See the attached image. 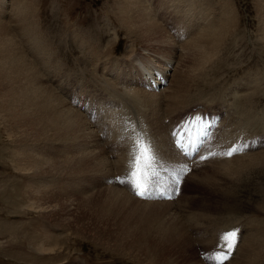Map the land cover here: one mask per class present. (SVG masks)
<instances>
[{
    "label": "rangeland",
    "instance_id": "374dc122",
    "mask_svg": "<svg viewBox=\"0 0 264 264\" xmlns=\"http://www.w3.org/2000/svg\"><path fill=\"white\" fill-rule=\"evenodd\" d=\"M120 1L0 0V22L11 32L16 48L21 49L43 82L66 102V107L80 114L87 128L80 125L76 131L67 132L70 138H57L50 130L49 134L39 131L29 118L30 109L18 96L13 101V112L7 109L0 78V264H209L214 255H219L223 264H264V208L261 212L252 211L264 205V162L234 172L235 162L242 155H262L259 151L264 150V146L260 147L264 137L252 136L264 132L259 125L263 116L250 126L232 104L239 97L248 106L255 104V114L259 115L264 108V0H141L162 24L165 19L167 24L173 23L170 28L165 27L166 34L174 38L169 49L160 46L163 42L150 45L127 36L128 22L122 21ZM188 7L191 9L186 11ZM201 13L214 24L221 18L231 19V27L225 34L205 42L206 46L212 44L209 60L189 78L188 87L181 90L179 109L169 108L165 101H153L152 94L166 96L171 89L175 90L174 74L189 72L198 65V54L185 46L190 38L179 34L177 24L187 23L189 15L196 21V15ZM194 20L188 22L191 27ZM69 26L74 32L68 30ZM3 33L0 27V34ZM78 38L92 48L93 57L86 54L82 43H77ZM0 53V59L6 56L4 49ZM131 54L149 56L153 64L149 66L164 71L161 86L159 79L155 82L159 88H149L150 75L136 74H143L141 67L130 70L132 63L127 59ZM133 87L138 88L139 94L137 112L123 99L133 92ZM255 96L260 98L254 99ZM44 106L36 104L40 116L53 111ZM194 108L218 112L222 121L219 133H214L218 137L231 128L241 135H251L244 153L232 156L234 159L221 155L202 160V164L190 165L188 161L187 165L179 153L167 151L168 164L156 163L150 168L155 175L172 166L192 168L181 178L184 182L174 200L139 198L143 202H115L107 206L111 186L131 194L125 184L116 181L129 171V161L124 159L128 150L133 152L130 145L140 142L149 146L150 155L158 154L156 161H160L162 149L159 150L156 140L161 128L172 121L170 125L174 124L178 121L175 116H183ZM226 111L239 117L226 119ZM136 120L138 127L133 123ZM255 137L262 142L251 148ZM236 144L232 142L230 147ZM33 155H43L49 165L45 163L47 166L41 169L39 161L33 172L29 161ZM80 156L87 157L86 162L77 163ZM174 156L180 160H173ZM56 159L64 160L56 163ZM230 160H234L232 168L226 169L223 163ZM55 163L59 168L49 169ZM247 222L250 224L246 225ZM141 226L151 228L150 232L144 230L149 234L146 247H128L121 235L141 245V237L134 235V228ZM229 229H239V239L225 260L221 255L225 247L220 245H224L222 235ZM251 236L253 243L246 241ZM244 243L247 252H242ZM116 244L122 247L115 249Z\"/></svg>",
    "mask_w": 264,
    "mask_h": 264
},
{
    "label": "bare ground",
    "instance_id": "6f19581e",
    "mask_svg": "<svg viewBox=\"0 0 264 264\" xmlns=\"http://www.w3.org/2000/svg\"><path fill=\"white\" fill-rule=\"evenodd\" d=\"M166 1H168V0H166ZM120 3L121 4H119V9H120V11L122 13V21H123L124 24H125V22H128V25L125 26V30H126L127 36H130L131 39H133V41L134 40L135 41H140L141 43H148L150 45H154V44L158 45L159 43L163 42V44H161L160 46H163V47L168 48V49L171 48V45L174 42V38H172L169 35V33L166 34L167 31L165 30V27L166 28H170L173 25V23L170 22L169 24H167V21L165 19V23L162 24L160 21H158L159 19L157 20L153 16V13L150 11L151 8H148L147 6L141 4V0H121ZM190 9L191 8L188 7L186 11H189ZM222 16H224V15H222ZM191 17H192L191 15L187 16L186 19L188 20V22H190V20H192V21L194 20V18L193 17L191 18ZM196 17H197V19H196V21L194 20V23L192 24V27H191V24H188V22L187 23L184 22L182 24V26H179L180 24H177V26L179 27V30H180L179 34L180 35L184 34L185 37H189L190 38V39H188L189 42L187 41L185 46L191 51V53H197L198 54L197 55L198 56L197 57V64L198 65H195V66L191 67V69L189 70L190 73L189 72H185L183 74L182 73L174 74L173 82H174L175 87L174 86L173 87L175 88V90L171 89L169 91V94L167 93L166 96H162V97L158 96L157 97V95L152 94L153 95L152 96L153 101H158V99L161 100V101H165L169 108H175V107L178 108L177 106L179 105L180 100H181V93H180L181 90L183 88H185V87H188V84L191 82V81H189V78H191V77L193 78L195 71L199 70L200 67L204 66V64L209 60V55L208 54H209V52L212 51V49H211L212 44L210 43L211 46H209V45L206 46L205 42H207V40L210 41L212 38L215 39V38H218L219 36H221L222 34H225L226 30H228L231 27V23H232L231 19L226 20V19L221 18V20L219 19L214 24V23H212L213 20H211V19L207 20L206 18H204V15H202V13H201V16L196 15ZM160 18L161 19L164 18L163 14L160 15ZM227 18H230V17L228 16ZM223 24H225V25H223ZM0 27L5 32L3 34H0V50L4 49L6 51V56L2 57L0 59V64H1V66L3 68V71H1V73H0V78L4 82V85H3L4 89L2 87L1 88L3 89L4 96L7 97V99H6L8 101L7 109L10 111V113L13 112V110H14L13 101L15 100L16 96H18L22 100V103L25 104L30 109L29 118L34 123V127L38 128L39 131H41V132H45V134H49V132L47 130H50V131H52V134L54 132L55 137L59 138V137H64L67 134V132L69 133V131H72V132L74 130L76 131L77 127L80 126V125L84 126V130L87 129L85 127V123H84L85 121H84L83 118H81L80 114L76 110H73L72 108H69V106H68V108L66 107V102L63 101L57 94H55V92L51 89L52 87L51 88L48 87L43 82V77L40 76V74L37 72V70L28 61L27 57L21 52V49L16 48V42L12 38L11 32L7 31V28H6V25H5L4 22H2V21L0 22ZM68 30L74 32V30H72L71 26L68 27ZM158 36H163V37H158ZM168 37H170V39L172 41L171 40L168 41V39H169ZM79 40H78L77 43L78 44L82 43L84 49L86 50V51L84 50L86 52V54H89V55H91L93 57L92 48L88 47L87 44L84 45V41L81 38ZM1 53H3V52H1ZM132 55L133 54H131L130 57L127 59V60H130L131 63H132V67H130L131 68L130 70H132V69L137 70V69H139V67H141L142 70H143V74L144 75L141 74L142 72L139 73L138 71H137L136 74H139L142 77L146 76L147 74L150 75L153 79L149 77V85L151 86L152 85L151 82H153V84L156 87L158 85V84L155 83L157 81V79H159V81L161 82L164 79V76H166V74L163 73L164 71H159L157 67H156L157 69L154 68L155 70L152 69V67L149 66V65L152 64V62H151L152 59L149 58V56L146 57L147 55H145V56H140V57L139 56L133 57L134 55L133 56ZM44 56H45V54H44ZM135 70H133V71H135ZM157 72L160 75H158ZM3 82H2V84H3ZM160 85H161V83H160ZM137 89L138 88L133 87V92H131V93L128 92V95H124L125 98H123V99H125V102L128 104L127 106L131 107L130 109H134V107L136 108L137 104L139 102V94H138ZM161 89H163V88H161ZM140 93H142V92H140ZM141 95H143V94H141ZM144 95H146V94H144ZM226 97H228V96H226ZM258 97L260 98V96H258ZM258 97L255 96L254 99H259ZM146 99H148V97ZM238 99H239V97H238ZM238 99H235V103L233 102L232 104L233 105L235 104V107L239 108L238 111H239V114L242 117L243 122L246 120V123L248 122V125L252 126L255 123V121L262 115L263 117L260 119L259 125H260V128L262 126L264 127V108L261 109V113L259 115H258V113L255 114L256 113V111L254 110V108L256 109V107H254L255 104H252L251 106H248L249 104L244 103L246 101L243 100V102H241L240 99L239 100ZM145 101H147V100H145ZM149 102H151V101H149ZM38 103H44L45 104V106H44L45 108H47V109L51 108V109H53V111H51L50 113H44L43 116H40L39 110L36 107V104H38ZM153 103H152V105H153ZM238 103L239 104L242 103L241 104L242 105L241 108L239 107L240 105ZM124 106H126V104ZM5 107H6V105H5ZM208 107H211V106H208ZM233 109H234V106H233ZM4 110L6 111V108ZM126 110H129V109H126ZM134 111L137 112L138 111L137 108L134 109ZM125 112H127V111H125ZM204 112H206L207 120L211 119V118H209L210 113H216V112H209V111L203 110L202 113L204 114ZM226 112L227 113H225V116H224V118H226V119L230 120L233 116L239 117L238 115H236L233 112H229V111H226ZM137 115L139 117H141L140 114H137ZM175 117H177V119L179 121V119L182 117V114H179V115H177ZM217 117H218L217 114H215L214 118H217ZM214 118H212V119H214ZM182 120L183 119H181L180 121H182ZM178 121L175 122L173 125H170L171 123H173V121L170 122L167 125L164 124L165 126L164 127L162 126L163 128H161L162 129L161 134H160L159 131H157V132H159L158 135H160V138L158 140H156V141L159 142V150H160V148L163 150V151L162 150L159 151V153L161 152L160 156L162 157V159H160V161L163 160L164 163L160 162V161H156V163L165 164V162H166L168 164V161H167L168 158L166 156V153H167V151H171V152H173L176 155H178V153H179L182 156L181 160H184L185 162H187L188 163L187 165H189V162H190V165L202 164L198 160L191 161L192 159H195L197 155L195 157H191L189 155H184V154H182L181 151H179L174 146V144H173L174 138L171 137V133L173 131H175L176 123H178ZM219 121H220V119L218 120V118H217L216 119V122H217L216 125L217 126L215 127L216 131H212L208 135V137L206 139V143L207 144H212L211 145L212 146L211 149L213 151H211V153H215V155H212V156H209V154H208L209 159L213 158V157L221 156V154L224 153L228 149V147L231 146L232 142L233 143H237L235 145L237 147L241 146V144H245V143L247 144L248 142H250L249 139L251 138V135L250 136H249V134L241 135V132H239V131L236 132V129H232V128L223 130L221 135L218 137L217 134L219 132H217V130H219L218 128H220L221 123H222V121H220V123H219ZM192 122H193V130L194 129L198 130L199 128H201V125H203L202 121L197 120L195 118L192 120ZM208 122L209 121H206V124H208ZM243 122L241 121L242 124H244ZM133 123H135L137 127L139 126L137 124V120L133 121ZM237 125L239 126L240 122H237ZM254 130L260 131L257 128H255ZM164 131H166L168 136L165 135ZM132 132L133 131H130V133H132ZM155 132H156V130H155ZM214 133H217V134L215 135ZM84 134H86V131H85ZM84 134H82V136ZM132 134H134V132ZM154 134H156V133H154ZM131 136L132 135L130 134L129 137H131ZM254 136H262V137H264V132L254 134L252 137H254ZM157 137H159V136H157ZM237 137H240L241 139L238 140ZM68 138H70V137H68ZM128 141H130V140H128ZM238 142H240V143H238ZM260 142H262V140L259 139L258 137L253 138L252 142H251V146H252V144H253V146L251 148H253L256 144H259ZM131 145H133V144H131ZM166 145L167 146L169 145V147L171 146L172 149H169V147H166ZM231 148L232 147H230L229 150ZM130 149H132L134 151V147L130 146ZM251 150H253V149H251ZM244 151H245V149L243 151L238 152L237 154H243ZM93 152H94V154L96 153L94 150H93ZM171 152H169L168 155L171 156ZM259 152L262 154L261 156H258V153L254 152L253 154L242 155L240 158H238L237 159L238 161L235 162L234 172L238 171V170L242 171L245 168H251L256 162H260V161L264 162V150L259 151ZM154 153L156 154V152H154ZM82 154L84 156L87 155V153L86 154L82 153ZM124 154H125V152H124ZM130 154H131V152H129V150L125 154L126 156L128 155V157H126V159H124L126 163L130 160ZM42 156L41 157H38V156H35V155L30 156L29 161L32 162V166H34L33 172L36 171L37 163L39 161H40L41 169H44V166L46 167L47 165H49L48 162L46 163V160H44V158H42ZM160 156H158V157H160ZM81 157L82 156H80L79 159L77 158L78 159L77 163L79 162L80 164H82L81 163L82 161L86 162V160H84V159H87V157L86 158L84 157V159L81 158ZM92 157L95 158L94 155H92ZM243 157H246V158L242 159ZM104 158H106V156H104ZM231 159H234V158L231 157ZM63 160L64 159H56V163H57V161L59 162V161H63ZM119 160H121V157H119ZM173 160L179 161L180 159L178 157L174 156ZM103 162H104V160H103ZM112 162H113V159H112ZM233 162H234V160H230L229 163L228 162H224L223 166H225L226 169L227 168H232L231 164ZM45 163L47 165H43ZM50 163H52V162H50ZM56 163L54 165L51 164L50 166H48L49 169H50V167L51 168H54V167L56 168L57 167ZM106 164H108V163H106ZM115 164H118V163H115ZM178 164H179V162H178ZM113 165H114V163H113ZM57 168H59V167H57ZM168 168H169V170L164 171V173L159 172V176H155L156 177V183H155V186H154V190L150 193L151 198H141V197L135 195L134 191L132 190V187L130 185H126V186H127V190L130 191V193H131L130 195L131 196L126 192V190L124 191L122 189H118L115 186H111L110 188L107 187L108 188V193H109V196H107V198L109 200H108L106 205L110 206V205H112L115 202L124 203V202H127V201H131V202L134 201L135 203H137V201H140L139 198L143 199V200H147V201L148 200L149 201H172V200H174V197H177L179 195L178 190H177L176 193L172 194L171 198L168 199V200L159 198L157 194L160 191H163L164 193H169L168 189H169L170 185L172 184L173 180L175 179L176 173L178 171H181L182 169H187L188 170L187 174H188L190 172V170H192V168L191 167L188 168L187 166H185V167H183V166H172V167H168ZM93 169H94V167H93ZM96 169H97V167H96ZM128 170L130 171L129 166H128ZM119 174H121V173H119ZM182 177H184L183 174H182ZM184 178L180 180V183L178 185V189L180 187H182L183 182H184ZM112 179H114V177ZM116 181L118 182L117 178H116ZM108 182L111 183V181H108ZM141 202H143V201H140L138 203H141ZM150 205L152 206V204H150ZM248 206L249 205H247V207ZM245 207H246V205H245ZM240 208H241V206L238 207L239 210H241ZM249 208H251V207H249ZM263 208H264V205L258 206V207H254L252 211L256 212V210H258L259 212H261L263 210ZM248 224H250V222L249 223L247 222L246 225H248ZM168 225H167V228H168ZM162 226L160 225V227H162ZM164 227L165 226H163V229L165 230ZM153 228H155V226H153ZM144 230L146 232H150L151 228L143 227V226L134 228V235L138 234L141 237V245L133 243L132 241H129L128 238H124V236H122V235H121V237H122L123 241L126 242L125 244H127L128 247H130V248H141L142 249V248H144L143 244L145 245L147 243V241L149 240V238H148L149 234L147 235ZM229 230H231V229H229ZM164 233H165V231H164ZM162 234H163V232H162ZM181 234H183V233H181ZM221 234H223V233H221ZM158 235H160V234H158ZM165 237L170 239L168 236H165ZM165 237H164V241H168V240L165 239ZM116 239L119 240L118 236H115V240ZM160 240H162V239H160ZM170 241H171V239H170ZM246 241L247 242L249 241L250 243H253L254 239L251 236ZM220 246L225 247L224 245H220ZM121 247H122L121 244H116V248L115 249H120ZM145 247H146V245H145ZM245 247H246V243H244V247H243L242 252H247V250L244 249ZM221 250H225V249H221ZM218 251H220V250H218ZM251 253H252V255H254V250H251ZM221 261H222V258L219 255H214L212 257V259H211L209 264H219Z\"/></svg>",
    "mask_w": 264,
    "mask_h": 264
},
{
    "label": "snow or ice",
    "instance_id": "6c2138e0",
    "mask_svg": "<svg viewBox=\"0 0 264 264\" xmlns=\"http://www.w3.org/2000/svg\"><path fill=\"white\" fill-rule=\"evenodd\" d=\"M248 146V144H244L239 147L233 146L230 150L222 153L221 155L232 157L238 152L246 149ZM133 147L134 151L131 153V159L129 160L130 171L127 173L125 178L117 179L120 183L130 185L137 196L141 198H151L150 193L154 190L156 177L155 173H150L148 169L156 163L157 158L155 155H150L151 149L149 146L143 145L140 142H135ZM212 155H215V153H209V156ZM200 159H208V156H202ZM187 171V169H182L176 173L175 179L168 189V198H171V195L177 192L182 174L186 175ZM238 233L239 229H233L223 234L222 239L224 241L225 251L222 252L221 255L225 260L231 256L232 251L237 246L239 239ZM220 264H223V262L221 261Z\"/></svg>",
    "mask_w": 264,
    "mask_h": 264
}]
</instances>
